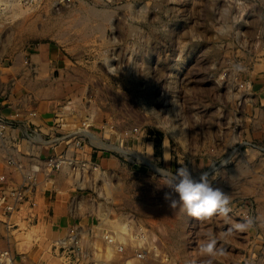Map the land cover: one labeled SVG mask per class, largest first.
Wrapping results in <instances>:
<instances>
[{"label": "rangeland", "instance_id": "374dc122", "mask_svg": "<svg viewBox=\"0 0 264 264\" xmlns=\"http://www.w3.org/2000/svg\"><path fill=\"white\" fill-rule=\"evenodd\" d=\"M3 2L0 101L14 106L30 81L14 77L13 57L52 43L69 59L67 75L56 80L64 94L42 99L48 95L25 89L24 121L45 133L64 122L111 145L83 146L95 170L86 171L87 213L76 223L86 231L80 264H246L259 257L264 239L257 244L250 231L264 213V0ZM183 166L195 180L210 173L212 186L231 198L227 215L198 221L170 207L165 194H178L156 169ZM247 218L251 228H235ZM107 233L116 243H106ZM210 239L214 258L200 251Z\"/></svg>", "mask_w": 264, "mask_h": 264}, {"label": "crops", "instance_id": "0c3cea01", "mask_svg": "<svg viewBox=\"0 0 264 264\" xmlns=\"http://www.w3.org/2000/svg\"><path fill=\"white\" fill-rule=\"evenodd\" d=\"M12 63L15 68L13 73L15 78L30 80L22 85V89H19L14 103L20 104L25 89L33 97L40 96L41 93L43 95L44 92L48 96L42 99H61V94H64L62 82L56 80H63L67 75L69 59L59 46L52 43L34 45L25 52L16 54ZM57 74L59 78L55 77ZM32 101L35 102L34 99ZM6 110L8 109L4 112ZM26 131V128L21 129L23 135ZM25 140L22 141L20 149L14 155L24 161L28 167L34 163L43 164L46 157L55 152L49 145H44L40 141L34 143ZM1 175H5L7 179L0 181V195L10 185H19L23 182V173L8 165L6 154L2 150H0ZM69 178L70 174L62 171L55 174L51 182L45 184L44 174H39V184L34 186L36 192H29V199L20 206V211L6 215L0 207V244L11 249L19 264H60L54 249V241L66 235L78 219L82 221L87 213L82 212L81 208L87 201V188H76ZM263 214L260 210L258 218L261 221L257 222L250 231L252 240L257 244H259L258 239H264ZM33 228H35V233H33ZM29 234L32 236L30 240L26 238ZM254 242L252 241L251 245ZM259 247H255L251 254L256 256ZM258 254L257 258L250 256L246 264H264V250L259 251Z\"/></svg>", "mask_w": 264, "mask_h": 264}, {"label": "built area", "instance_id": "2783aa9c", "mask_svg": "<svg viewBox=\"0 0 264 264\" xmlns=\"http://www.w3.org/2000/svg\"><path fill=\"white\" fill-rule=\"evenodd\" d=\"M5 109H8L9 113H5ZM22 116L23 110L19 108L18 104L12 106L7 104L6 99L0 101V150L6 154L8 165L22 172L24 176L22 184L10 185L0 195V207L6 215L20 211V206L29 199V192H36L34 186L39 184V174H44L45 184H47L53 180L55 174L67 171L70 174V178L72 177L75 182V184L73 182V186L76 188H87V184H81V180L85 181L86 179L88 167L90 168V162L87 161V152L85 153L86 147L83 148V146L87 145V141L92 143V145L96 144V141L91 140L83 132L65 129L67 123L65 125L64 122L58 121L52 123V125L47 126V132L45 133L41 129H37L30 121L25 122ZM33 116H35V113ZM23 128L27 129L24 135L21 133ZM24 139L34 143L40 141L44 145H49L55 152L46 157L43 164L34 163L28 167L24 161L19 160L14 155L20 149ZM56 149L59 150L56 151ZM90 169L95 170L94 167ZM6 179L5 175L0 176V181H5ZM31 203L33 204V202ZM124 217L128 218L126 220L127 223L136 222L132 214ZM85 232L75 224L67 231L66 235L54 241V249L59 257L60 264H80V261L87 255L81 244L84 240ZM104 238L107 241L106 243L109 241L112 244L116 243V237L112 233H107ZM117 248L118 252H124L123 244H117ZM0 264H19L11 249L1 244ZM168 264H170L169 261Z\"/></svg>", "mask_w": 264, "mask_h": 264}, {"label": "clouds", "instance_id": "9594fccd", "mask_svg": "<svg viewBox=\"0 0 264 264\" xmlns=\"http://www.w3.org/2000/svg\"><path fill=\"white\" fill-rule=\"evenodd\" d=\"M0 4H3V0H0ZM157 172L160 173L165 186L170 188L172 193L178 194V199L170 193L165 194V199L170 201L172 209L179 208L198 221L210 220L217 214L227 215L230 211V196L226 195L220 188L212 186L209 172H203L199 180L192 177L187 166L176 169L174 173L159 168ZM253 223L251 218H247L245 221L236 224L235 228L244 231L251 228ZM215 246V239H210L201 246V254L214 258L219 254ZM206 264H212V260L209 259Z\"/></svg>", "mask_w": 264, "mask_h": 264}, {"label": "bare ground", "instance_id": "6f19581e", "mask_svg": "<svg viewBox=\"0 0 264 264\" xmlns=\"http://www.w3.org/2000/svg\"><path fill=\"white\" fill-rule=\"evenodd\" d=\"M3 3H4V2H3ZM2 5H3V4H2ZM4 6H5V5H4ZM12 6H13V5H12ZM0 7H1V6H0ZM8 7H9V5H8ZM1 8H2V7H1ZM6 8H7V7H6ZM5 10H6V9H5ZM0 12H1V9H0ZM2 12H4V11H2ZM85 131H86L87 135H90L92 138H94V139L97 138V140H94V141H97V144H101L102 146H106V147H107V146H109V147L111 146V145H106V143H103L102 141H100V139L97 137V135L92 134L91 132H89V131L86 130V129H85ZM98 141H99L100 143H99ZM115 148L118 149V150H120V151L127 152V150H126L125 148L123 149L120 145H119V146H118V145L115 146ZM139 157H140V156L138 155V158H139ZM142 157H143V156H142ZM142 159H144V158H142ZM145 159H146V158H145ZM143 161H144V160H143ZM145 161H146V160H145ZM150 162H151V161H150ZM146 163H147V162H146ZM150 164H152V163H149V165H150ZM147 165H148V164H147ZM150 166H151V165H150ZM152 166H153V165H152ZM153 167H154V166H153ZM154 170H155V169H154ZM156 170H157V169H156ZM66 174H67V173H66ZM67 175H68V174H67ZM81 184L84 185V181H83V179L81 180ZM125 224H126V223L124 222V225H123L124 228H125ZM128 238H130V237H128ZM119 248H120V247H119ZM117 250H118V248H117ZM112 262H113V261H112ZM105 264H106V263H105ZM127 264H132V263H131V261L129 260V261L127 262Z\"/></svg>", "mask_w": 264, "mask_h": 264}]
</instances>
